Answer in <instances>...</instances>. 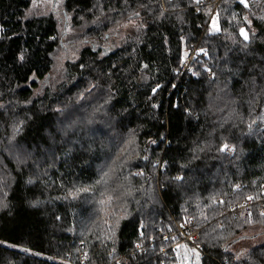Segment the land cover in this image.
I'll return each mask as SVG.
<instances>
[{
  "label": "trees",
  "instance_id": "obj_1",
  "mask_svg": "<svg viewBox=\"0 0 264 264\" xmlns=\"http://www.w3.org/2000/svg\"><path fill=\"white\" fill-rule=\"evenodd\" d=\"M33 7L0 0V264H170L181 226L202 232L203 264H264V242L240 260L229 249L264 228V0L248 9L238 0ZM134 11V26L117 37ZM217 13L222 31L209 35ZM68 17L71 39L60 28ZM239 27L256 34L246 49L234 43ZM69 41L77 59L58 79ZM195 47L207 52L198 75H181ZM224 142L234 152H219ZM101 162L111 163L110 178ZM249 196L251 211L234 212Z\"/></svg>",
  "mask_w": 264,
  "mask_h": 264
},
{
  "label": "rangeland",
  "instance_id": "obj_2",
  "mask_svg": "<svg viewBox=\"0 0 264 264\" xmlns=\"http://www.w3.org/2000/svg\"><path fill=\"white\" fill-rule=\"evenodd\" d=\"M63 0H36V2L34 3V7L33 9L35 10V12L37 13H46L47 11H51L54 8L59 7L60 4H62ZM224 9H221L220 12H223ZM59 15V14H58ZM216 16V15H214ZM213 16V17H214ZM60 28L62 31H68L67 34L68 37L73 38L76 33H74V31L72 30L71 26H70V18L68 17L67 20H65L64 18H61L60 21ZM135 24V23H134ZM219 25V24H218ZM134 25H129V27L127 28H120L116 35L117 37H121L123 35H125L128 31L129 28H131ZM80 48V46H78L75 42H70L69 44L62 46L57 54V58H56V63H57V69H56V73L55 76L58 79H61L63 77V73H64V69L62 68L64 63L67 61H74L77 59V54H78V49ZM188 51V50H187ZM185 51V53H187V55L190 53V51ZM187 56H183V60L182 63L184 62V60L186 59ZM203 57V56H202ZM199 58V56L197 57V59ZM201 58V57H200ZM196 59V61H197ZM196 61L191 65L192 70H194V64L196 63ZM198 63V62H197ZM191 71H189L188 73H190ZM2 134V133H1ZM105 164L104 162L100 163V169L104 168L103 170H106L108 175L107 178L111 177V171H113L112 169V165L111 163L107 166V165H103ZM244 204V203H243ZM255 204H253L252 206H250L249 208H245V209H237L236 208L233 210L235 211H241V212H250L252 207ZM258 206H261L258 204ZM179 232H180V239L176 240V242L172 245L171 250L173 251V256H172V262L170 264H203L202 263V256H201V247L198 244L201 240H202V232L199 231H194L191 228V231L184 229V227H179ZM197 233L195 236H192L191 233ZM167 236L164 237V240H167ZM176 238V237H174ZM264 242V228H258V229H253V230H249L247 232H245L238 240H236L232 245H230V248L232 251L237 252V253H241V252H245L249 247H252L254 245L260 244ZM178 245H186L187 248L184 247H178ZM140 246V245H139ZM141 247H135L136 252L140 251ZM196 249V253H199V260L197 261L196 258V253H193L191 251H188L190 249ZM163 252L165 253V250H163ZM185 254H187L188 259L184 260V256Z\"/></svg>",
  "mask_w": 264,
  "mask_h": 264
},
{
  "label": "snow or ice",
  "instance_id": "obj_3",
  "mask_svg": "<svg viewBox=\"0 0 264 264\" xmlns=\"http://www.w3.org/2000/svg\"><path fill=\"white\" fill-rule=\"evenodd\" d=\"M35 2H36V0H33V3H35ZM195 2L197 4H199L201 2V0H195ZM238 2L245 9H248L249 8V0H238ZM124 3L127 4L128 3V0H124ZM141 7H147V5H141ZM208 12L210 13L211 12V9H208ZM139 15H140V13L138 11H134L131 14H129V16L127 17V23H124L122 25V27L127 28V27H129L130 24L131 25H134V21H133L132 17L133 16H137L138 17ZM161 15H163V13H161ZM218 15L219 14L217 13V16H214V17L211 18V25H210L209 32H208L209 35L218 34V33H221V31H222V29L218 25ZM262 19H264V18H262ZM244 20L247 23L248 28L250 29L251 22L248 20V17L245 16L244 17ZM117 23H119V21H117ZM238 32H239V36L242 37V43H241V41H234V43H240L242 49L248 48V46L252 42L251 37H255V35H256L255 32L254 31L252 32L251 37L249 35V31L246 30L245 27H239ZM199 52L200 53H203L204 55H207V52L204 49H200ZM184 55L187 56V53H184ZM23 58L24 57L21 55L20 56V59L23 60ZM145 67H147V66H145ZM188 70L191 71L193 75H198V72L193 71L191 68H189ZM203 70L205 72L212 73V69H210V68L205 67ZM229 70H231V69H229ZM242 70H244V69L237 68L236 72H234L233 74H237L239 71H242ZM247 71L250 72V73H253L254 72V69H247ZM259 72H260L261 78L264 79V58H262V60H261ZM212 77L215 78V73H212ZM250 84H251V90H252V92H255V89L257 87L255 75L250 76ZM158 87H160V86L158 85L157 88H153L152 89L153 94H155L157 92ZM151 106H152V108H156L157 107V105L154 104V103ZM0 107H3V105H0ZM56 111L59 112V111H61V109H56ZM190 114L191 113H189V115ZM261 119L264 120V117H261ZM89 123H91V120H89ZM252 123H256V121L253 120ZM248 127H249V129H251L252 125L249 124ZM19 131H20V127H14V133H18ZM161 139H164V137H161ZM130 143H131V141H130ZM152 143H155V141H152ZM234 150H235V146L234 145H230L227 142L222 143L220 145V147L218 148V151L221 152V153H224V152H234ZM145 159H147V158L145 157ZM137 174L143 175L142 172L137 173ZM107 175H108V173H104V176H107ZM175 179L182 180L183 177L177 176ZM102 180H103V178H102ZM102 180H98L97 181V184H100L102 182ZM28 182L29 183H32L33 181L32 180H29ZM236 187H239V185H237ZM77 191L88 192L89 189L88 188H83V189H77ZM124 194L125 195H130V192L126 190ZM113 198H114L113 195H108L107 196V199L106 200H101L100 203L101 204L111 203V201L113 200ZM247 199L248 200H252L253 197L249 196V197H247ZM221 203H223V201ZM0 207H6V204H3V202H0ZM249 216H251V213H249ZM261 216H264V212H261ZM57 219H59V217H57ZM0 243H2V242H0ZM9 246L11 247V245H9ZM137 247H140V246L137 245ZM178 247L187 248L186 245H178ZM25 251H27V250L25 249ZM188 251H191L193 253H196V249L195 248L190 249ZM243 256H244V253L243 252L237 253L236 254V259L237 260H240ZM85 258H87V254H85ZM196 258H197V261H198L199 260V253H196ZM187 259H188V256H187V254H185L184 260H187Z\"/></svg>",
  "mask_w": 264,
  "mask_h": 264
},
{
  "label": "built area",
  "instance_id": "obj_4",
  "mask_svg": "<svg viewBox=\"0 0 264 264\" xmlns=\"http://www.w3.org/2000/svg\"><path fill=\"white\" fill-rule=\"evenodd\" d=\"M214 16V15H213ZM199 55V51L197 50V47L193 48L190 53L187 55L186 59L184 60V62L181 64V68H180V74L183 75V73L185 72H189V68H191V65L196 61L197 57ZM204 57V54H202ZM232 153V152H229ZM253 205V202L251 200L246 201L244 204L239 205L237 207V209H245V208H249L250 206ZM259 205L264 206V203H259ZM184 229H187L189 231H191V228L189 226H185ZM197 233H191L192 236H195ZM83 260L85 261V256L83 255Z\"/></svg>",
  "mask_w": 264,
  "mask_h": 264
},
{
  "label": "bare ground",
  "instance_id": "obj_5",
  "mask_svg": "<svg viewBox=\"0 0 264 264\" xmlns=\"http://www.w3.org/2000/svg\"><path fill=\"white\" fill-rule=\"evenodd\" d=\"M258 206V205H257Z\"/></svg>",
  "mask_w": 264,
  "mask_h": 264
}]
</instances>
